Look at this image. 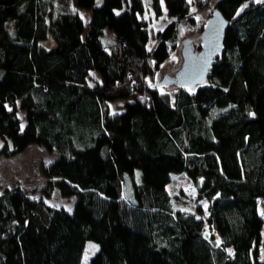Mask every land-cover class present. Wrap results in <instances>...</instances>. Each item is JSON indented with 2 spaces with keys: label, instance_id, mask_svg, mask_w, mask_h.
Wrapping results in <instances>:
<instances>
[{
  "label": "trees",
  "instance_id": "1",
  "mask_svg": "<svg viewBox=\"0 0 264 264\" xmlns=\"http://www.w3.org/2000/svg\"><path fill=\"white\" fill-rule=\"evenodd\" d=\"M60 1L0 0V156L30 144L58 152L42 167L39 197L0 185V264H81L87 241L98 246L89 264H264V81L243 72L223 85L226 69L242 68L243 46L264 44V0L214 1L209 17L248 10L204 83L158 92L161 116L146 77L177 47L180 26L199 27L191 6L210 0H151L174 19L152 46L142 0H122V19L93 11L87 30L78 9L94 0ZM181 176L194 185V210L174 185ZM55 188L76 197L72 211L46 202Z\"/></svg>",
  "mask_w": 264,
  "mask_h": 264
},
{
  "label": "rangeland",
  "instance_id": "2",
  "mask_svg": "<svg viewBox=\"0 0 264 264\" xmlns=\"http://www.w3.org/2000/svg\"><path fill=\"white\" fill-rule=\"evenodd\" d=\"M144 10L142 13L138 14L139 17L147 20L150 40L149 45L152 46L155 42V34L157 31H162L167 24L172 22L174 19L167 14L166 9L163 7L160 13H157L155 8L151 4V0H142ZM195 0H188V2ZM215 0H210L209 4L201 10H197L195 5L191 6V11L195 17V23L199 26L197 29L189 28L188 26H180V34L177 43V47L173 50L169 57L165 59L160 65V69L157 73L146 77V85L149 88L150 97L153 102L151 112L158 116L166 114L165 107L158 100V92L165 91V86L157 85L164 76L168 75L173 77L182 63L181 48L182 46L190 41L196 48L200 43V36L206 21L209 18V13L212 10L213 3ZM70 6L69 8H74V0H61L58 3V7ZM124 2L122 0H94V10L79 8L78 13L85 23V30L88 28V22L90 21L93 11L104 13L111 18L117 19L120 17L122 19V12L124 9ZM120 26L121 30H124L121 23L117 24ZM111 38V33L106 32L102 37L104 44H108ZM246 72L250 82L255 86L264 81V44L257 39L250 40L247 44L243 46V66L241 69H226L225 70V80L223 85L228 88L235 86L238 79L242 76V73ZM124 100L119 99L115 103L110 104L111 108L115 112L122 110ZM19 116L22 119V124H24V114L21 111ZM1 144V141H0ZM58 156L56 150L48 151L43 146L30 144L26 150L18 153L14 156L6 157L0 156V175L2 177V184L5 187L14 186V184H23L26 188L27 193L33 197H39L40 189L44 186L47 178L44 177L42 173V167L49 161L54 160ZM21 168V170H17ZM24 170V173L23 171ZM138 180L140 176V171L136 170ZM29 175V176H28ZM19 180V181H17ZM18 182V183H14ZM174 185L181 187L187 192L188 196L186 201L181 200L183 207L190 210L195 209V199L190 197L196 194L194 185L185 177L181 176L178 180L174 181ZM130 186L129 179L127 180L126 187ZM2 187V188H4ZM185 200V197H183ZM50 205L63 207L67 211H72L74 202L76 200L75 196L62 197L59 194L58 188L53 190L50 198L45 199ZM202 206H205L204 202H199ZM258 212L263 219V225L261 228V242L259 245V259L264 261V200L258 199ZM98 246L92 241H87L85 246V251L82 256L81 264H89L90 258L96 252Z\"/></svg>",
  "mask_w": 264,
  "mask_h": 264
},
{
  "label": "water",
  "instance_id": "3",
  "mask_svg": "<svg viewBox=\"0 0 264 264\" xmlns=\"http://www.w3.org/2000/svg\"><path fill=\"white\" fill-rule=\"evenodd\" d=\"M247 10L248 7H242L231 19H226L219 10L213 11L203 27L199 45L195 48L192 42H186L181 48L182 63L175 75L164 76L157 85L175 83L192 91L197 85L204 83L210 75L212 65L223 54L228 26Z\"/></svg>",
  "mask_w": 264,
  "mask_h": 264
},
{
  "label": "crops",
  "instance_id": "4",
  "mask_svg": "<svg viewBox=\"0 0 264 264\" xmlns=\"http://www.w3.org/2000/svg\"><path fill=\"white\" fill-rule=\"evenodd\" d=\"M26 150V149H25ZM17 170H21V168H18ZM23 171V173H24V170H22ZM29 176V175H28ZM17 181H19V180H17ZM2 182V177H1V175H0V185H1V187H4L3 186V184L1 183ZM14 183H18V182H14ZM15 185V184H14ZM20 185H22L23 186V184H20ZM5 187H12V186H8V185H6ZM126 190H127V193L128 192H130L129 191V187H126Z\"/></svg>",
  "mask_w": 264,
  "mask_h": 264
}]
</instances>
